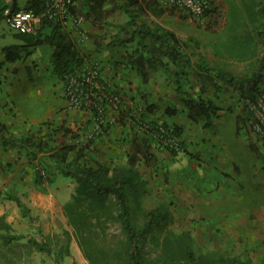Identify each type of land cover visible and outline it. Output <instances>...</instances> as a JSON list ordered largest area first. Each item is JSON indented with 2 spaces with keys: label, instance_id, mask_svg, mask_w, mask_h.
Here are the masks:
<instances>
[{
  "label": "rangeland",
  "instance_id": "1",
  "mask_svg": "<svg viewBox=\"0 0 264 264\" xmlns=\"http://www.w3.org/2000/svg\"><path fill=\"white\" fill-rule=\"evenodd\" d=\"M236 3H244L241 9L245 12V23L249 20L258 33L264 29V0H212L211 10L203 18H195L186 10L176 7L155 18L158 23L174 30L180 38H192V46L196 43L199 45L198 48L194 47L195 58L202 53L207 55L214 65L218 63V58L213 53L214 49H217V45L214 46L216 39L223 43L218 45L221 49L225 44H236V41H231L235 40V36L243 38V35L237 33L236 25L241 24L238 20L241 13L239 9L232 7ZM250 3H254L255 8ZM247 5L251 8L248 9ZM112 16L118 18L120 23L116 25L112 20L101 24V27L98 22L88 21L80 29L72 31L78 33L80 30L79 35L88 36L95 42L100 41L102 48L106 40L109 44L117 33H121L123 23L127 21V17L121 12ZM239 31L245 32L243 27ZM14 32L16 31L10 29L5 19L0 18V45L19 43ZM124 34L123 30L121 35ZM244 42L247 54L251 53L253 59L247 62V57H230L238 75L250 74L258 65V57L264 55V46L260 40L256 41L255 46L250 40L246 39ZM113 46H117L114 50L120 49L119 45ZM45 48L34 49L32 53L16 62H0V96L3 93L0 100L3 106L9 107L4 116L11 123L8 125L11 133L40 136L47 132L48 126H58L49 137L51 145L61 142H87L97 138L93 147L94 151L98 152L99 159L113 157L125 162L127 155L132 151L124 140L127 130L120 131L119 128L110 126L104 129L106 122H89L90 118L84 113L89 110V106H71L64 83L58 80L53 72L52 49L48 45ZM125 48L126 46H121V51ZM127 48L132 49V45H127ZM234 53L237 51L234 50ZM252 54H255V57ZM241 60L245 63L240 64ZM91 63L96 64L92 61ZM101 74L103 77V72ZM151 75V89L145 87V83L134 89L129 84H112L113 82L108 83L104 79L111 85V91L120 92L125 104L132 107L136 115H140L146 105L153 102L156 109L150 115L151 119L157 122L167 120L184 127L185 149L177 155L172 154L155 138L151 140L152 158L149 161L145 158L138 165L147 182V192L140 201L143 209L140 210L139 206L135 205L132 213L138 223L142 224L145 220L142 212L163 203L171 216L169 228L180 236L181 244L190 245L196 255L221 254L240 259L250 257L255 264H264V132L261 125H258L257 116L264 101L260 107L259 104H253L250 112V107L241 99L237 90L209 86L206 92H201L195 77L183 78V89L187 90L188 94L196 98L199 95L212 98L219 103L220 120L214 118L216 122L212 121L207 125L204 119L191 120L182 110L184 105L180 98L184 94L175 90L174 79L167 84L160 83L161 75L167 76V71L156 69L151 71ZM168 76L170 78V71ZM258 100H264V90ZM174 105L178 107L179 112L168 118L166 108ZM106 107L107 119L115 120L113 116L117 111L112 109L111 104ZM239 116L240 120L244 119L243 122L238 121ZM18 124L27 129L22 131ZM67 129L71 131L67 132ZM18 150L13 147L10 153L12 158L18 156V160L10 161L9 168L1 173H4L2 177L8 178L9 181L19 179L23 182L25 177L30 179V176L28 172L24 175L18 172L15 163L20 160L21 163L27 161L32 165L27 171L32 173L34 184H21L17 189L30 208V216L23 215L19 207L16 210L7 208L8 214L12 216L13 232L21 234L23 238L10 245L0 243V264L3 254L16 264H58V250L65 242L57 240L59 236L62 237L64 229L72 230L64 215L63 205L71 199L75 182L60 173L51 175L45 169V178L42 184H38L35 168L38 166L39 170L44 169L47 164L39 158L32 162L25 151L19 150L17 154ZM11 204L15 206V202ZM103 237L98 242L99 253L102 254L95 251L92 253L95 260L97 258L99 264H124L123 255L121 259L113 256L114 250H122L121 240L124 235L121 225L118 222L110 223ZM30 238L38 242L46 241L51 253L48 250L35 249L32 242H29ZM157 252L155 246L147 241V264H155ZM59 264L92 263L86 258L78 240L73 237L69 253Z\"/></svg>",
  "mask_w": 264,
  "mask_h": 264
},
{
  "label": "trees",
  "instance_id": "2",
  "mask_svg": "<svg viewBox=\"0 0 264 264\" xmlns=\"http://www.w3.org/2000/svg\"><path fill=\"white\" fill-rule=\"evenodd\" d=\"M76 2L73 10L82 13L86 18L92 17L96 22L119 12L127 16L128 19L122 27L125 34L121 35L122 31L117 33L109 43L111 46L132 44V50L125 54L126 61L123 62V67L135 69L142 76L145 84L150 81L152 70L167 71L168 82L174 79L175 90L179 94H184L180 98L184 105L182 110L191 120L204 119L209 125L221 110L214 99L201 95L196 98L183 89V78L191 76L197 80L201 92H206L209 86L217 89L228 87L232 90L233 88L240 93L241 99L247 102L250 112L252 105L258 104V99L264 90V55L258 57V65L250 74L238 75L219 63L213 65L202 53L195 58L194 49L199 45L196 43L192 46V38L182 39L174 30L155 20L150 23L145 17L146 13L161 17L167 11L161 6L162 0H76ZM6 4L14 8H32L42 15L34 32H14L20 42L0 45V54H3L7 61L14 62L32 53L38 46L49 45L52 48L53 72L66 88L69 79L77 76L89 64V55L77 46L70 27L63 24L60 19L45 13L46 0H26L23 6L19 5L18 0ZM258 36V40L264 46V29L258 33ZM239 39L241 40L231 46H240V53L246 46L244 39ZM96 43L99 50L101 43L98 40ZM101 78V87L94 88L93 91L96 94L92 96L89 112L94 119H89V122H106L104 129L110 126L123 131L128 127L124 139L127 140L132 151L127 155L125 162L113 157H108L106 160L99 159L98 152L96 153L93 147L97 138L87 142H61L58 145H51L49 137L58 126H48L47 132L40 136L15 135L11 133L6 122L0 119V142L4 146L17 147L29 155L30 161L34 162L35 158H39L47 164L44 169L39 170L38 166L35 168L38 184H42L45 178L43 174L45 169L51 175L60 173L75 182L71 199L63 205L64 215L72 230L64 229L62 237L59 236L57 242L64 241L65 244L59 247L56 262L59 264L69 253L71 241L75 237L86 258L92 264H99V260L97 258L95 260L92 253L95 251L102 254L99 253L98 242L104 238L108 225L118 222L124 239L121 240L122 250H114L113 256L121 259L123 255L124 264H147L145 255L147 241L158 251L155 264L157 262L158 264H255L250 257L240 259L221 254L196 255L194 249L190 245L183 246L180 236L169 228L171 216L163 203L144 210L142 213L145 220L142 224L138 223L132 208L137 205L140 210L143 209L140 201L147 192V182L138 165L143 159L149 161L152 158L151 140L154 139L156 132H160L165 137H175L172 145L163 146L172 154H179L185 149L184 127L167 120L157 122L151 119L150 115L156 109V104L153 102L147 104L140 115H136L133 108L125 104L120 92L111 91V85L104 80L102 74ZM107 96L110 98L119 96L120 101L117 106L115 100H108ZM107 104H111L112 109L117 111V114L112 115L115 120L107 119ZM178 112L179 109L175 105L166 108L168 118ZM252 113L254 115L253 110ZM243 120H240L239 116L238 121L243 122ZM9 198L16 201L23 215L30 216L29 206L19 196L11 194ZM22 238L21 234L13 232V225L6 219V215L0 214V243L10 245ZM30 241L35 249L51 251L46 241L38 242L34 238H30ZM2 264H16V262L3 254Z\"/></svg>",
  "mask_w": 264,
  "mask_h": 264
},
{
  "label": "crops",
  "instance_id": "3",
  "mask_svg": "<svg viewBox=\"0 0 264 264\" xmlns=\"http://www.w3.org/2000/svg\"><path fill=\"white\" fill-rule=\"evenodd\" d=\"M11 1L12 0H4L5 3H11ZM18 2H19L20 6H23L26 3V0H18ZM250 4L253 8H255L254 3H250ZM243 5H244V3L242 5H240L239 3H236V4H233V6H232L236 9H239V11L241 13V17L238 18V20H240L241 24H240V26H239V24L236 25L237 26V33H238V35H243L242 39H244V41L246 39L250 40V41H252V45L255 46V43L259 37L258 31H256L255 27L253 26V24L250 23L249 20L247 21V23H245V21H246V20H244L245 19V14H244L245 12L243 11V9H241V8H243ZM161 6L165 9H167V11L165 13H168V10H170V7H166L164 5H161ZM251 6L247 5V8L250 9ZM77 14L81 15L83 18L82 25L87 24L88 21L90 23H91V21H94V19L92 17L87 19L85 15H83L82 13H78V11H77ZM123 15L125 17H127L125 14H123ZM111 16L112 15H110L109 17L103 18L102 21H97L99 23L98 26H101V24L103 25L105 23H109L112 20L114 21V24H116V25L120 23L118 18H113V16L112 17ZM145 17L148 19V21L150 23H152L154 20L157 21L155 16H153L151 13H148V14L146 13ZM126 19H128V18H126ZM160 24L162 25V23H160ZM241 27H243L245 32L241 33L239 31ZM240 37L241 36H237V37L235 36V40L231 39V41L241 40V39H239ZM72 38L75 41V43L77 44V46L82 50V52H85L86 54L89 55L90 62L92 61V62L100 65V67L102 68L103 77L108 83L113 82L112 84H115V83L119 84L122 82L125 84H129L134 89H135V87H139L140 85H142L144 83L142 76H140L139 73L135 69H132V67H123L124 66L123 62L126 61L125 54L132 50V49L127 48V45H132V44L129 43L127 45H119L120 49L117 51V50H114L117 46H113V45L111 46L110 44H108V40H106L104 42V44H102V48H100L98 50L97 43L95 41H93L92 39H90L88 36L85 37V35H83V36L79 35V31H78V33L75 31H72ZM220 44H223V43H221V41L219 39H216L214 42V46L217 45V49H214L213 53H215L214 55H215V57L218 58V63L222 67H226V68L235 72L236 70L233 68L234 64H232L233 61L230 59V57L232 58V56L234 57V55L240 56L241 59H244L245 57H247V59H248V60L246 59L247 62H249L253 59V57H251V53L247 54V51H246L247 47L246 48L244 47V50L240 51V53H239V50L241 49L240 46L233 47V46H231L232 43L231 44L229 43V44H225L223 47H221V49H219L218 45L220 46ZM45 46H47V45H45ZM45 46L41 45V46H38L36 49H43L44 50V49H46ZM121 46H126L125 50L121 51ZM225 46H226V48H224ZM48 47H49V45H48ZM110 48H112L113 50ZM234 50L237 51V53H234ZM252 55H254V57H255V54H252ZM205 56L207 57V55H205ZM16 61H14V62H16ZM237 61H239V60H237ZM0 62L2 64H9L10 61H7L5 59V57L3 56V54H0ZM244 63H245V61H243V60L240 61V64H244ZM3 66H5V65H3ZM152 77L153 76L151 75L150 76V79H151L150 84H148V83L143 84L145 87H148L150 89L152 88V84H153L152 83V81H153ZM154 81H155V78H154ZM161 82L163 84L168 83L166 75H161L160 83ZM2 94L0 96L1 98H2ZM7 109L9 110V107L7 105L3 106L2 100H0V119H2L4 122H6V124L8 123L7 125H11V123L8 121L9 119H6V117L4 116V113L5 114L7 113ZM10 109H12V106H10ZM78 110H82V109H78ZM84 113H86L87 117H89L90 119H94L93 115L89 112V110H85ZM81 114H83V113H81ZM214 118L218 121L220 120L219 112L216 116H214ZM214 118H213V121L215 123L216 121L214 120ZM18 125H19V129H21L22 131H25L27 129L23 125H20V124H18ZM202 134H203V132H202ZM125 141L127 142V140H125ZM9 147L10 146H4L0 142V214H5L6 219L12 223V221H11L12 216L8 214L7 208H12V210H16L18 208V205H17L16 201L9 198V196L11 194L17 195L24 201L22 195H20L18 193L17 189L19 188V186L21 184L22 185H24V184L30 185V184H34L35 181H32V173L27 171V170L31 169L32 165L30 163H28L27 161L24 163H21L20 160L17 164L15 163L14 166H16V169H18V172H20V173L22 172L23 175L25 174V172H28L30 179L25 177L24 181L22 182L19 179H17L16 181H9L8 178L2 177V174H4V173H1V172L2 171L5 172V170L8 167L9 162L16 160V159L18 160V156H15L14 158H12L13 156L10 155V153L12 152L13 147H11L12 150ZM18 153H19V150L17 151V154ZM4 185L7 187L5 188ZM1 202H4V204ZM13 202H15V206L13 204H11ZM14 207H16V208H14Z\"/></svg>",
  "mask_w": 264,
  "mask_h": 264
},
{
  "label": "built area",
  "instance_id": "4",
  "mask_svg": "<svg viewBox=\"0 0 264 264\" xmlns=\"http://www.w3.org/2000/svg\"><path fill=\"white\" fill-rule=\"evenodd\" d=\"M163 5L170 8H181L189 12L195 18H203L207 11L211 9L212 0H162ZM46 14L50 17L60 19L63 24L70 27L71 30L80 29L83 18L73 9L77 4L76 0H46ZM42 14L37 13L34 9L14 8L10 4L3 3L0 0V18H4L10 29L20 33H31L37 28L38 21ZM80 32V30H79ZM101 68L97 64H87L77 76H72L67 82L66 91L68 100L74 108H84L91 104L92 96L94 97V88L101 87ZM102 99L101 96H99ZM108 100H115L117 106L120 101L119 96H107ZM264 100H259V107ZM254 106H257L254 104ZM262 110L257 114L259 118L258 125H261L264 132V105ZM89 108V107H88ZM144 128V127H143ZM154 138L161 144H173L175 137H165L160 132H156Z\"/></svg>",
  "mask_w": 264,
  "mask_h": 264
}]
</instances>
